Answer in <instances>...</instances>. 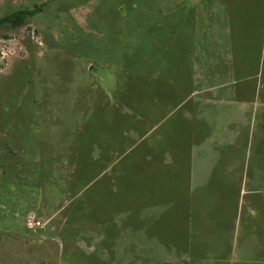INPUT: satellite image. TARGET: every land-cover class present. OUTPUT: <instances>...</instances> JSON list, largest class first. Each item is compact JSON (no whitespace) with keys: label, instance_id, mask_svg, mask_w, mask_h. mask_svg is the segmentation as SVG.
<instances>
[{"label":"rangeland","instance_id":"374dc122","mask_svg":"<svg viewBox=\"0 0 264 264\" xmlns=\"http://www.w3.org/2000/svg\"><path fill=\"white\" fill-rule=\"evenodd\" d=\"M38 6L0 23V264H264V0L0 18Z\"/></svg>","mask_w":264,"mask_h":264},{"label":"trees","instance_id":"16d2710c","mask_svg":"<svg viewBox=\"0 0 264 264\" xmlns=\"http://www.w3.org/2000/svg\"><path fill=\"white\" fill-rule=\"evenodd\" d=\"M40 10V7H34L33 9H19L8 15L0 18V23H9L12 25H21L27 15H31Z\"/></svg>","mask_w":264,"mask_h":264},{"label":"crops","instance_id":"0c3cea01","mask_svg":"<svg viewBox=\"0 0 264 264\" xmlns=\"http://www.w3.org/2000/svg\"><path fill=\"white\" fill-rule=\"evenodd\" d=\"M210 167L211 166L209 164H207L205 160L198 161V164H196V163L194 164V171L196 172L194 174H196L197 177L195 179L193 177V179H194L193 180V185L198 184L200 186L201 185L204 186L208 181L211 180V178L207 179V173L206 174L204 173L205 171H207L206 168H210ZM221 170H223V168ZM218 180H219L220 183L223 184V179L222 178H220Z\"/></svg>","mask_w":264,"mask_h":264},{"label":"built area","instance_id":"2783aa9c","mask_svg":"<svg viewBox=\"0 0 264 264\" xmlns=\"http://www.w3.org/2000/svg\"><path fill=\"white\" fill-rule=\"evenodd\" d=\"M27 226L30 228L39 227L43 228L44 224L39 219H35L32 215L27 219Z\"/></svg>","mask_w":264,"mask_h":264}]
</instances>
